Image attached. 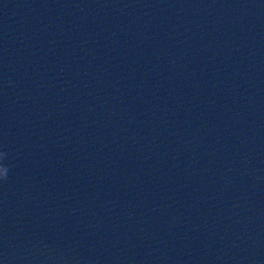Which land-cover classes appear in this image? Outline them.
<instances>
[{
    "label": "water",
    "instance_id": "obj_1",
    "mask_svg": "<svg viewBox=\"0 0 264 264\" xmlns=\"http://www.w3.org/2000/svg\"><path fill=\"white\" fill-rule=\"evenodd\" d=\"M0 264H264V0H0Z\"/></svg>",
    "mask_w": 264,
    "mask_h": 264
},
{
    "label": "clouds",
    "instance_id": "obj_2",
    "mask_svg": "<svg viewBox=\"0 0 264 264\" xmlns=\"http://www.w3.org/2000/svg\"><path fill=\"white\" fill-rule=\"evenodd\" d=\"M6 158V153L0 152V160ZM8 166L6 164H0V180H6L8 177Z\"/></svg>",
    "mask_w": 264,
    "mask_h": 264
}]
</instances>
